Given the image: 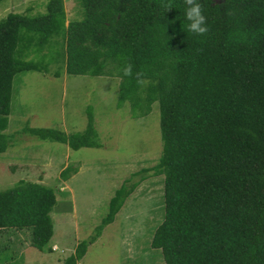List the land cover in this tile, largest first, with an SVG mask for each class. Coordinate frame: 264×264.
<instances>
[{"label": "trees", "instance_id": "trees-1", "mask_svg": "<svg viewBox=\"0 0 264 264\" xmlns=\"http://www.w3.org/2000/svg\"><path fill=\"white\" fill-rule=\"evenodd\" d=\"M80 1L83 15L67 24L63 0H48L38 15L0 18V153L12 145L5 130L13 76L48 71L47 62L21 55L61 35L67 73L120 77L119 103L128 100L133 117L159 102L161 153L140 178L164 173L165 211L151 244L166 264H264V0H199L210 29L204 36L188 31L184 0ZM129 63L131 77L122 72ZM137 71L145 84H137ZM22 129L72 148L101 145L90 105L83 130ZM77 169L65 166L62 178ZM137 173L115 189L108 212L62 264H77L113 221ZM56 201L52 186L18 179L0 190V230L28 228L29 243L51 249Z\"/></svg>", "mask_w": 264, "mask_h": 264}, {"label": "rangeland", "instance_id": "rangeland-1", "mask_svg": "<svg viewBox=\"0 0 264 264\" xmlns=\"http://www.w3.org/2000/svg\"><path fill=\"white\" fill-rule=\"evenodd\" d=\"M48 0H0V18L9 11L38 15L46 11ZM68 20L79 18L84 10L80 0H63ZM61 35L54 34L41 50L29 51L24 58L48 63V71L23 69L12 79L8 126L11 144L0 153V190L18 179H42L58 191L61 170L70 165L77 171L67 184L72 195L60 198L69 210L76 211L64 222L53 218V234L49 243L59 238L71 248L87 238L108 212L109 199L115 189L138 171L133 179L139 183L127 196L115 218L101 234L88 244L81 264H166L161 249L152 246L154 229L164 216V173L140 178L143 167L155 165L161 153L159 102L151 104L148 114L131 116L128 100L119 103L120 77L110 74H74L64 70L60 53ZM60 68V75L53 71ZM91 106L100 146L72 148L67 143L42 139L23 131V127H56L66 132L83 130L87 107ZM42 176V178H39ZM62 184V185H61ZM67 185V186H68ZM69 193L68 191L66 192ZM72 213V212H70ZM76 214V215H75ZM28 228L0 230V264H58L55 251L43 250L29 243ZM30 247L29 253L23 252ZM71 253V251L65 250ZM73 252V251H72Z\"/></svg>", "mask_w": 264, "mask_h": 264}, {"label": "clouds", "instance_id": "clouds-1", "mask_svg": "<svg viewBox=\"0 0 264 264\" xmlns=\"http://www.w3.org/2000/svg\"><path fill=\"white\" fill-rule=\"evenodd\" d=\"M186 7L185 10V18L189 22L188 23V31L193 33L196 36H204L206 35L210 29L207 25V18L203 14V5L199 0H184ZM165 11H169L172 9L171 4L163 5ZM122 72L124 76L131 77L133 75V65L126 64L122 68ZM145 73L143 71H137L135 73V78L137 84L143 85L146 83Z\"/></svg>", "mask_w": 264, "mask_h": 264}, {"label": "crops", "instance_id": "crops-1", "mask_svg": "<svg viewBox=\"0 0 264 264\" xmlns=\"http://www.w3.org/2000/svg\"><path fill=\"white\" fill-rule=\"evenodd\" d=\"M39 178H42V176H40ZM66 180H67V178L61 180V182L63 183V185L61 184L62 186H60V190L59 191H58V189L55 186H52L51 185L54 188V191H55V194H56V198H57L56 204L54 206L59 208L58 210L55 211V221L58 222V223L64 222L63 221V218L65 216H67L68 220L70 218H72V221L74 220V217H75V216L72 217L73 214H74V212L76 211V208H75L74 203L71 205L72 208H70L69 210H67V207L66 206L65 207L62 206L64 202L59 200L60 198L61 199L64 198L66 195L67 196L72 195V198H73L72 187H70L66 183L67 182ZM33 181H38V182L44 183V181H42V179L33 180ZM67 191L69 192L68 194L66 193ZM52 212H54V211L52 210ZM70 212H72V213H70ZM48 244L51 245V249H43V250H45V251H47V250L55 251L54 257L56 258V261L58 262V264H62L64 258L68 254H70L69 252L66 253L65 250H68V251H71L72 252L74 250L75 246H76L75 243H74L73 245H71V248H68L67 249V246H65L64 245V242L62 240H60L59 238H57L56 240L52 241V243H48ZM28 250H30V247L24 248L23 252L26 251L27 253H29ZM80 259L78 260L77 264H81ZM32 262L33 261L31 259H29L27 262L24 261L25 264H30Z\"/></svg>", "mask_w": 264, "mask_h": 264}]
</instances>
